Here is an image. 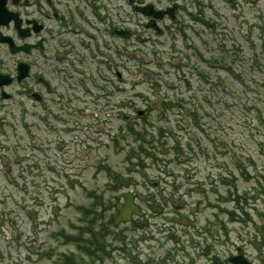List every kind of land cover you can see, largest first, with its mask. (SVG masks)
Segmentation results:
<instances>
[{
	"label": "rangeland",
	"instance_id": "obj_1",
	"mask_svg": "<svg viewBox=\"0 0 264 264\" xmlns=\"http://www.w3.org/2000/svg\"><path fill=\"white\" fill-rule=\"evenodd\" d=\"M199 2L200 7L191 8L195 13L201 9L210 25L201 21L186 26L187 39L177 31L175 37L154 35L151 44L161 66L155 58L141 64L146 58L134 61L120 56V91L106 97L115 100L114 106L96 107V97L89 96L86 111L62 113L65 121H49L55 131L45 130L33 115H26L37 125L30 132L25 121H15L21 127L19 136L0 130L2 145L8 146L0 166V264H50L71 251L75 253L69 262L85 264H215V260L227 261L236 246L254 264L264 263V254L255 245L263 240L262 197L255 204L249 201L250 216L232 220L225 210L232 207L228 189L218 178L228 160L223 142L231 139L232 145H244L234 146L241 156L257 155L256 167L264 172V156L255 148L263 139V128L257 138L247 135L238 110L228 106L226 86L217 91L218 98L197 74L199 65L214 74L215 58L223 73L231 67L247 72V38L256 42L258 53L264 51V0ZM185 19L193 22L186 15ZM199 53L212 66L201 61ZM233 54L239 55L235 61ZM142 66L158 76L153 74L152 80L146 71L141 73ZM126 68L136 71L128 74ZM182 75L190 80V87ZM104 76L108 88L106 79L114 75L105 69ZM156 77L159 82H154ZM253 78L264 80L257 72ZM225 82L228 91H240L231 78ZM166 94L176 95L185 108L195 110L205 130L179 108L163 115L161 96ZM135 132L144 139L138 140ZM257 180L239 176L238 191L253 190ZM216 183L224 195L215 192ZM96 200L99 203L94 204ZM78 205L97 209V214L78 212ZM88 225L98 231L95 237L79 235Z\"/></svg>",
	"mask_w": 264,
	"mask_h": 264
},
{
	"label": "flooded vegetation",
	"instance_id": "obj_2",
	"mask_svg": "<svg viewBox=\"0 0 264 264\" xmlns=\"http://www.w3.org/2000/svg\"><path fill=\"white\" fill-rule=\"evenodd\" d=\"M6 7L17 13L18 26L16 28L15 21L6 23L5 18L0 19V23H4L0 25V35L9 36L13 46L12 50L10 44L0 41V74L12 78L9 85L0 87V92L15 82L25 83L17 78L18 64L25 63L33 85L32 88L25 86V93L35 97V104L48 110H51L48 105L51 96L64 87V79L68 86L73 73L83 77L89 51L96 58L104 54L105 28H114L120 23L117 14L127 16L124 23L129 25V37L132 31L135 35L131 14L117 6L107 9L104 0H6ZM129 10L134 14L135 8ZM107 47L113 56L120 55V47L114 42L110 41ZM11 56L12 72L4 59ZM3 80L0 77V81ZM3 94L6 100H13L14 95L8 90ZM5 110L2 120L9 126L13 120L10 104L5 105ZM1 160L6 161L5 156Z\"/></svg>",
	"mask_w": 264,
	"mask_h": 264
},
{
	"label": "trees",
	"instance_id": "obj_3",
	"mask_svg": "<svg viewBox=\"0 0 264 264\" xmlns=\"http://www.w3.org/2000/svg\"><path fill=\"white\" fill-rule=\"evenodd\" d=\"M248 46H250L247 49V55H244V59H246L247 63V72L245 71H239L234 69L235 71H231L232 75L238 80L239 84L237 86L240 88V91L237 90L236 92L229 91V108H236L239 112V116L241 119V122L243 124V129L247 130V135H251L255 138H257L260 135V127H262L263 131V139L258 142L257 148L258 153L264 156V80L254 79L253 75L254 72H257L260 76H264V51L261 53H258L255 49V41L250 40L248 43ZM234 57H231L233 61H235L237 58L236 54ZM217 62V60L215 61ZM218 70V68H216ZM200 73V72H199ZM261 73V74H260ZM203 83L208 85V87L214 89L215 91L221 90V87L225 83V78H223L222 75H220L219 71H216L213 75L207 74L206 75L201 71V76L199 77ZM226 86V85H224ZM223 86V87H224ZM258 101H261L260 103H257ZM182 107L179 103L174 101L173 97H165L162 100V109L163 113L169 112L174 109V107ZM182 112L192 114V118L196 121L198 120L199 114L194 110L191 111L190 109L182 107ZM197 126L202 125L197 123ZM205 130V128L203 129ZM242 130V132H244ZM161 130L159 129V132ZM137 134L138 140H143L144 136L140 135L139 133L135 132ZM244 135V133H242ZM234 139H231L228 142H223V149L224 153L227 155L228 160H226V166H223V169L219 171L218 178L223 183L226 184L227 191L225 190V193L228 196V201L232 203L231 209H225L227 214L232 220H240L239 215L245 214L247 217L250 216L248 210H247V204L249 201H256V199L262 195L264 200V172H259L256 165L257 161L255 160L257 155L253 153H246V155H242L241 153H238L236 148L234 146L237 145V143H234L232 145V142ZM252 144H256V140H251ZM142 144V143H141ZM243 145L241 142L237 145V147ZM244 146V145H243ZM240 148V147H239ZM146 151V150H145ZM147 152V151H146ZM148 153V152H147ZM149 154V153H148ZM132 156V154L128 155V159ZM250 168L253 169L254 173H251ZM243 178L246 181H250L252 178H258L257 185H254L253 190L245 189L244 192L240 193L237 189L236 179L238 177ZM116 186V185H115ZM215 192L218 194L223 193L219 191V189H215ZM94 197L96 195H93ZM97 197V196H96ZM99 203V200H96L94 204ZM103 209L106 205L105 203L101 204ZM84 207H79V210H83ZM84 211V210H83ZM90 211L89 213H95L97 214V209L86 208V212ZM241 212V213H240ZM239 213V214H237ZM103 215V212H101ZM92 220V219H91ZM95 232H98L93 226L88 225V229L86 232H79V235L85 236L87 234H91L93 237H95ZM100 232V231H99ZM107 235V232L104 233ZM82 238V237H81ZM73 254L68 255H61L57 261H54L52 264H85L80 262H69L71 258H73ZM60 258H63L62 261H60Z\"/></svg>",
	"mask_w": 264,
	"mask_h": 264
},
{
	"label": "water",
	"instance_id": "obj_4",
	"mask_svg": "<svg viewBox=\"0 0 264 264\" xmlns=\"http://www.w3.org/2000/svg\"><path fill=\"white\" fill-rule=\"evenodd\" d=\"M238 249L241 250L240 248H238ZM230 261H232V262H238L239 261L241 264H248L247 260L242 255H237V256L231 257Z\"/></svg>",
	"mask_w": 264,
	"mask_h": 264
}]
</instances>
